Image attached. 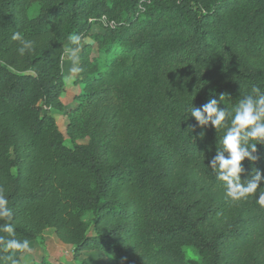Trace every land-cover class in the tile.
Masks as SVG:
<instances>
[{
	"label": "trees",
	"instance_id": "16d2710c",
	"mask_svg": "<svg viewBox=\"0 0 264 264\" xmlns=\"http://www.w3.org/2000/svg\"><path fill=\"white\" fill-rule=\"evenodd\" d=\"M91 15L113 22L115 57L79 79L66 115L87 141L67 146L48 110L62 108L63 43ZM253 85L264 0H0V224L30 241L50 229L104 264H264V208L226 198L207 164L224 129L192 130L187 110L221 95L233 110ZM257 154L248 174L264 172Z\"/></svg>",
	"mask_w": 264,
	"mask_h": 264
},
{
	"label": "clouds",
	"instance_id": "9594fccd",
	"mask_svg": "<svg viewBox=\"0 0 264 264\" xmlns=\"http://www.w3.org/2000/svg\"><path fill=\"white\" fill-rule=\"evenodd\" d=\"M12 39L20 41V55L34 50V42L24 40L19 33H13ZM69 39L73 47L65 49V53L72 62L71 73L78 74L81 71L78 64L82 38L73 34ZM83 43L94 42L89 39ZM222 99L221 95L219 100L210 98L200 107L190 106L187 110L196 123L189 126L192 130L196 127L202 130L212 128L215 132L224 129L220 146L215 148L208 166L215 173L216 179L222 182L228 200L239 202L255 197L256 203L264 208V190L257 195V190L264 188V172L256 168L248 174L242 163L246 159L249 162L257 161L258 145H264V92L259 86L253 85L250 93L244 95L233 110L221 107ZM11 218L12 210L8 207V200L0 191V220L10 221ZM0 233L8 234L0 235V264H21L22 260L31 255L33 249L30 240L17 238L12 223L0 224Z\"/></svg>",
	"mask_w": 264,
	"mask_h": 264
},
{
	"label": "rangeland",
	"instance_id": "374dc122",
	"mask_svg": "<svg viewBox=\"0 0 264 264\" xmlns=\"http://www.w3.org/2000/svg\"><path fill=\"white\" fill-rule=\"evenodd\" d=\"M91 15L87 23L81 25L83 33L82 48L79 52V64L81 71L78 74L71 73L72 62L64 53L61 68L63 73L64 91L60 94L62 103L61 109L50 108L48 112L54 117L58 129L64 136V143L72 146L75 143H85L87 137L78 132L68 129V117L66 112L74 106V98L81 90L80 78H86L88 75H95L102 68L108 66L115 54L113 47L114 40L109 36L106 25L113 26L112 21H108L105 16L99 18ZM92 40L94 43H83L86 40ZM64 51L73 47L71 41L63 43ZM90 219V217H89ZM33 249L31 255L23 260V263L32 264H104L106 256L100 251L81 252L74 255V248L63 244L54 236L52 230H45L37 240L30 241ZM185 255L191 260H197V256L190 249H185Z\"/></svg>",
	"mask_w": 264,
	"mask_h": 264
}]
</instances>
